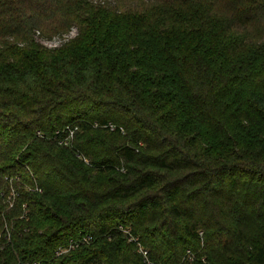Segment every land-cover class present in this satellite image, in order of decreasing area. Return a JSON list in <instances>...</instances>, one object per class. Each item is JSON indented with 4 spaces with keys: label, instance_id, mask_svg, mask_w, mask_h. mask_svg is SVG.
Wrapping results in <instances>:
<instances>
[{
    "label": "trees",
    "instance_id": "trees-1",
    "mask_svg": "<svg viewBox=\"0 0 264 264\" xmlns=\"http://www.w3.org/2000/svg\"><path fill=\"white\" fill-rule=\"evenodd\" d=\"M0 234V264H264V0H0Z\"/></svg>",
    "mask_w": 264,
    "mask_h": 264
},
{
    "label": "built area",
    "instance_id": "built-area-1",
    "mask_svg": "<svg viewBox=\"0 0 264 264\" xmlns=\"http://www.w3.org/2000/svg\"><path fill=\"white\" fill-rule=\"evenodd\" d=\"M76 32H77V30L75 31V34H76ZM72 33H74V31H71L70 33L64 34L62 36V38H60L61 42L69 40L70 39L69 35L72 34ZM49 40H51V39H49ZM47 42H48V40L44 41V43H46V44H47ZM59 45H60V43L59 44H55V46H59ZM106 126H109L111 129H115V125L113 123H109ZM78 127L79 126L71 127L69 125L66 127V129L69 132V138H67V139L73 138L74 132L78 129ZM121 228L123 229L125 234L129 235V240L130 241H134V242L137 243L139 252H141L148 259V250L140 243L139 237L133 235V233H132L130 228H126L124 226H122ZM0 237H1V234H0ZM7 237L10 238V231L9 230H8ZM90 240H91V236L90 235H86V234L82 235L80 238H77V239L72 238L66 246H60L58 248V252L59 253L67 252V251H69L71 249L77 248L80 244L89 243ZM19 264H43V262L39 261V260H35V261L26 260V261L19 262Z\"/></svg>",
    "mask_w": 264,
    "mask_h": 264
},
{
    "label": "rangeland",
    "instance_id": "rangeland-1",
    "mask_svg": "<svg viewBox=\"0 0 264 264\" xmlns=\"http://www.w3.org/2000/svg\"><path fill=\"white\" fill-rule=\"evenodd\" d=\"M72 31H74V33H72V34H70L69 35V37L71 38V37H73V36H75V31H76V29H73ZM52 38V37H51ZM60 38H62V35H60V34H57V35H55V36H53V39H51V40H49L48 39V42H47V44L45 43V45H47V46H49V47H54L55 46V44H59L60 43V45L61 44H63L65 41H62L61 42V39ZM44 38H43V40L41 41V43L43 42L44 43ZM14 195V194H13ZM9 197H11V196H9Z\"/></svg>",
    "mask_w": 264,
    "mask_h": 264
}]
</instances>
